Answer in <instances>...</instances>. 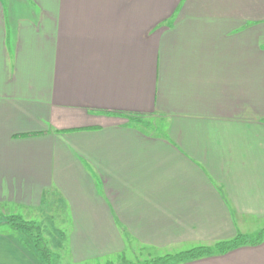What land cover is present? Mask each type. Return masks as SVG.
Segmentation results:
<instances>
[{"label":"crops","instance_id":"0c3cea01","mask_svg":"<svg viewBox=\"0 0 264 264\" xmlns=\"http://www.w3.org/2000/svg\"><path fill=\"white\" fill-rule=\"evenodd\" d=\"M47 197L74 263L264 228V0H0V211ZM7 226L0 264H42Z\"/></svg>","mask_w":264,"mask_h":264},{"label":"rangeland","instance_id":"374dc122","mask_svg":"<svg viewBox=\"0 0 264 264\" xmlns=\"http://www.w3.org/2000/svg\"><path fill=\"white\" fill-rule=\"evenodd\" d=\"M157 122L158 121L154 120V118L145 117L135 121V124L139 125V127L146 128L154 126L153 124ZM48 200L49 197H47V200L43 202L38 210H28L26 213L29 214L28 216L18 214L24 219L36 221L41 226L42 235L49 252V259L47 260L48 264H131L138 261L142 262L144 259L162 255L167 252L174 253L189 248L184 246V248L156 249L135 244L118 254L113 253L98 259L90 258L74 263L70 257V254H68V250L58 249L57 247L59 244L56 245L57 240L58 238H61V235L59 234V231L55 230L62 228L63 221L66 219L64 215H66L67 210L56 207L55 203L60 205L57 201L49 206ZM10 214L11 213L0 211V229L3 230L4 228L8 227L4 220L5 217ZM57 216L60 218H56ZM256 234L257 232L252 235ZM59 242H61V240H59ZM62 243L65 244V241H62Z\"/></svg>","mask_w":264,"mask_h":264},{"label":"trees","instance_id":"16d2710c","mask_svg":"<svg viewBox=\"0 0 264 264\" xmlns=\"http://www.w3.org/2000/svg\"><path fill=\"white\" fill-rule=\"evenodd\" d=\"M4 221L5 224L18 233L24 246L28 247L40 259L42 264H48L49 252L39 223L24 219L18 214L7 215ZM262 241H264V228L260 229L256 235L250 236L238 233L234 237L217 241L211 245L198 244L174 253L167 252L131 264H178L200 257L223 254L229 250L244 245H255Z\"/></svg>","mask_w":264,"mask_h":264}]
</instances>
